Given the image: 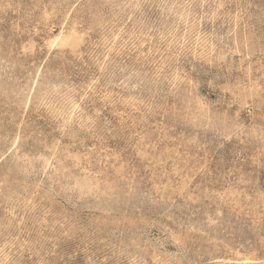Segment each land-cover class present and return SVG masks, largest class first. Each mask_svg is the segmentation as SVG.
I'll return each instance as SVG.
<instances>
[{"label": "rangeland", "instance_id": "obj_1", "mask_svg": "<svg viewBox=\"0 0 264 264\" xmlns=\"http://www.w3.org/2000/svg\"><path fill=\"white\" fill-rule=\"evenodd\" d=\"M0 264H264V0H0Z\"/></svg>", "mask_w": 264, "mask_h": 264}]
</instances>
